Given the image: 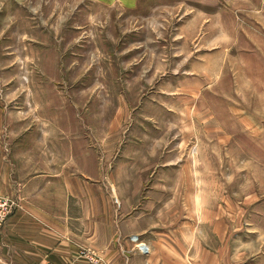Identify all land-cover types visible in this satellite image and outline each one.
<instances>
[{
	"label": "rangeland",
	"instance_id": "rangeland-1",
	"mask_svg": "<svg viewBox=\"0 0 264 264\" xmlns=\"http://www.w3.org/2000/svg\"><path fill=\"white\" fill-rule=\"evenodd\" d=\"M32 132L115 212L243 226L264 210V0H0V150Z\"/></svg>",
	"mask_w": 264,
	"mask_h": 264
},
{
	"label": "crops",
	"instance_id": "crops-1",
	"mask_svg": "<svg viewBox=\"0 0 264 264\" xmlns=\"http://www.w3.org/2000/svg\"><path fill=\"white\" fill-rule=\"evenodd\" d=\"M46 135L3 139L12 143L8 154L0 150V194L18 207L0 230V264H92L80 254L84 249L98 252L99 264H264V239H247L264 237V210L240 214L239 227L224 213L218 219L228 226L217 227L211 211L201 214L202 226L187 218L163 222L174 219L166 213L153 221L149 213L136 215L134 206L115 212L101 188L55 162ZM142 245L147 250L137 248Z\"/></svg>",
	"mask_w": 264,
	"mask_h": 264
},
{
	"label": "built area",
	"instance_id": "built-area-1",
	"mask_svg": "<svg viewBox=\"0 0 264 264\" xmlns=\"http://www.w3.org/2000/svg\"><path fill=\"white\" fill-rule=\"evenodd\" d=\"M17 207L18 203L13 198L0 195V229L5 225ZM143 247L145 248L144 245ZM91 260H95V258L92 256Z\"/></svg>",
	"mask_w": 264,
	"mask_h": 264
},
{
	"label": "bare ground",
	"instance_id": "bare-ground-1",
	"mask_svg": "<svg viewBox=\"0 0 264 264\" xmlns=\"http://www.w3.org/2000/svg\"><path fill=\"white\" fill-rule=\"evenodd\" d=\"M143 246V245H142ZM142 246H140V247H142Z\"/></svg>",
	"mask_w": 264,
	"mask_h": 264
}]
</instances>
